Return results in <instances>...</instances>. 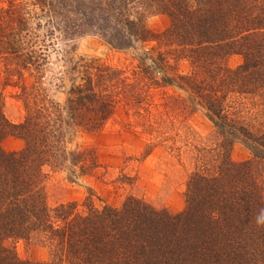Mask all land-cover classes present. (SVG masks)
I'll return each instance as SVG.
<instances>
[{"label": "trees", "instance_id": "obj_1", "mask_svg": "<svg viewBox=\"0 0 264 264\" xmlns=\"http://www.w3.org/2000/svg\"><path fill=\"white\" fill-rule=\"evenodd\" d=\"M38 3L48 9L43 39L29 31L23 36L27 18L12 6L1 15L0 54L8 56L7 65L15 58L19 72L42 70L47 59L40 49L48 47L38 43L56 31L65 39L96 35L119 50L152 42L169 47L153 63H167L169 56L190 63V74L166 83L186 89L207 111L221 139L219 162L190 175L186 206L177 214L134 196L119 207L97 206L93 192L82 211L76 203L47 208L44 166L68 165L73 172L78 166L81 174L91 173L98 166L95 151H68L67 144L80 132H101L120 103L134 97L141 79L98 59L73 64L69 59L66 73L76 76L63 103L40 98L38 86L23 84L25 120L13 124L0 111V264H29L10 243L38 231L55 244L50 260L36 264H264V0ZM159 14L170 26L155 33L148 20ZM20 42L31 45L27 52L16 46ZM233 55L243 59L234 69L228 66ZM235 97L250 98L251 106L240 103L235 109L230 105ZM9 137L24 147L6 152L2 144ZM237 142L250 151L249 160L232 159Z\"/></svg>", "mask_w": 264, "mask_h": 264}, {"label": "rangeland", "instance_id": "obj_2", "mask_svg": "<svg viewBox=\"0 0 264 264\" xmlns=\"http://www.w3.org/2000/svg\"><path fill=\"white\" fill-rule=\"evenodd\" d=\"M39 1L0 0V17L12 6L27 18L23 36L29 31V36L36 33L43 39L49 17L46 15L48 9ZM148 25L155 33H162L170 26V19L162 14L151 16ZM45 41L38 43L48 47L40 49L47 59L40 71L32 68L19 72L18 60L13 58V64L7 65L8 56L0 54V111L13 124L22 123L26 117L21 98L23 84L29 89L38 86L40 98L59 103L65 101L72 78L76 76L66 73L71 62L83 58L88 61L98 59L106 66L122 70L125 77L132 78L136 72L135 76L141 78L136 81L134 97L120 103L101 132H80L67 144L68 151L76 148L95 151L98 166L91 173L81 174L78 166L74 168L75 172L68 165L60 169L44 166L42 186L47 208L53 210L60 205L76 203L78 211H82L86 198L93 192L97 206L119 207L129 196H134L155 209L172 214L182 212L190 175L202 168L213 170L219 162L218 143L221 140L207 111L195 102L190 92L176 83H166L169 78L174 80L178 75L190 74V63L169 56L167 63L159 60L156 66L154 58L171 50L158 42L119 50L96 35L83 34L65 39L59 31ZM16 46L27 52L31 45L20 42ZM147 51L154 52L152 56L155 57L148 56ZM242 60L241 56L233 55L228 59V66L234 69ZM147 69L149 73L144 71ZM136 95L142 101L136 99ZM251 102L250 98L235 97L230 105L239 110L240 103L251 106ZM2 147L6 152H17L24 143L9 137ZM231 157L235 162H242L249 160L252 154L237 142ZM10 244L21 260L36 264L50 260L55 239L38 231L29 239Z\"/></svg>", "mask_w": 264, "mask_h": 264}]
</instances>
